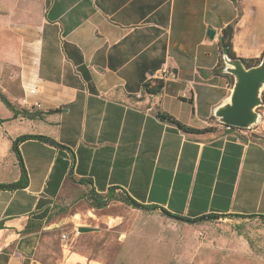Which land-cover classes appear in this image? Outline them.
Listing matches in <instances>:
<instances>
[{
    "label": "crops",
    "instance_id": "obj_1",
    "mask_svg": "<svg viewBox=\"0 0 264 264\" xmlns=\"http://www.w3.org/2000/svg\"><path fill=\"white\" fill-rule=\"evenodd\" d=\"M229 24L236 57L261 58L264 0H0V183L21 174L13 141L34 135L19 142L28 183L0 188V264H90L58 237L116 222L91 188L193 219L264 216V107L245 135L214 126ZM164 68L160 93L137 101Z\"/></svg>",
    "mask_w": 264,
    "mask_h": 264
},
{
    "label": "rangeland",
    "instance_id": "obj_2",
    "mask_svg": "<svg viewBox=\"0 0 264 264\" xmlns=\"http://www.w3.org/2000/svg\"><path fill=\"white\" fill-rule=\"evenodd\" d=\"M114 195L118 199L108 201L100 216L112 215L115 223L94 221L98 230H76L81 235L71 241L59 233L60 248L83 251L90 264H264L261 217L226 215L187 222L160 209L133 208Z\"/></svg>",
    "mask_w": 264,
    "mask_h": 264
},
{
    "label": "water",
    "instance_id": "obj_3",
    "mask_svg": "<svg viewBox=\"0 0 264 264\" xmlns=\"http://www.w3.org/2000/svg\"><path fill=\"white\" fill-rule=\"evenodd\" d=\"M213 34L210 30L209 35ZM221 61L223 72L232 75L233 83L229 101L216 107L213 114L221 124L251 130L260 122V108L264 107V54L259 64L251 68L242 58H232L226 52H221ZM77 230L87 233L98 228L79 226Z\"/></svg>",
    "mask_w": 264,
    "mask_h": 264
},
{
    "label": "trees",
    "instance_id": "obj_4",
    "mask_svg": "<svg viewBox=\"0 0 264 264\" xmlns=\"http://www.w3.org/2000/svg\"><path fill=\"white\" fill-rule=\"evenodd\" d=\"M232 35H233V24H229L222 31V37H221V40L219 41V46H220L221 52H226L230 57L236 58V55H235L234 51L232 50V46H231ZM260 59H262V57L259 59H243V61L247 67L251 68L253 66L258 65L260 62ZM221 64H222V61L220 58V65ZM163 85H164L163 80H149L147 82H144L142 85V88H141L142 96H140V97L134 96V97L137 101H139L143 98V96L157 95L160 93V90L163 88ZM263 94H264V92H263ZM156 116L162 120H166L169 123L176 125L180 129L184 130V132H186V133L205 134V133L212 132V131L216 130V128H211V127L205 128V129H200V128H193V127L184 126V124H182L180 121H178L174 117L168 115V113L162 112L160 110H157ZM33 136L34 135H23V136L17 137L13 141V151L15 152L17 159L20 163L21 174H20L19 179L15 182H11L8 184L0 183L1 189H4V190H12V189H16V188L21 189V188H24L26 186V184L28 183L27 174H26V171L23 167L24 163H23L21 154L19 152V142L25 140L26 138L33 137ZM36 137H37V139H40V140H43L46 142H50L55 146L59 145L57 142L54 141V139H51L49 137L37 136V135H36ZM115 190H116V187H110L105 195H101L100 193L96 192L93 188H91V190L89 192V196H88V198L90 200L89 204L95 208L105 207V205L107 204L108 201H111L113 199H118L114 195ZM122 193L123 194L120 195L121 196L120 199H121V202L124 204L132 206L133 208H136V209L137 208H143V209H147L149 211H154V210L160 209L170 217H174V218L179 217L181 219V221H187V222H197L198 221V222H200V221L204 220L205 218L218 219L219 217H222V215H214V214H208V215H205L203 217H199V218L197 217L194 219L182 217V216H179L176 214L169 213V212L165 211L163 208L155 206V205L138 203L126 192H122ZM236 216H243V215H236ZM248 217H255V216L253 215V216H248ZM259 217L263 218V220H264V216L262 214Z\"/></svg>",
    "mask_w": 264,
    "mask_h": 264
},
{
    "label": "built area",
    "instance_id": "obj_5",
    "mask_svg": "<svg viewBox=\"0 0 264 264\" xmlns=\"http://www.w3.org/2000/svg\"><path fill=\"white\" fill-rule=\"evenodd\" d=\"M168 76H171V73L169 72L168 69L164 68V69H162V70H160L158 72H155L154 74L152 73L148 77V79L146 81H144V82H147L149 80H163L164 81L166 79V77H168ZM31 92H34V89H32ZM138 96H141V95L139 94ZM26 101H27L26 99H23L22 103L26 104L27 103ZM214 126H216V128L224 129V130H227V131H233V132L239 133L241 135H245V134L248 133V131L250 132L252 130V129L249 130V129L235 128V127H233L231 125H225V124H221L219 122H216ZM61 239L62 240H66L67 239V235L65 233H62L61 234Z\"/></svg>",
    "mask_w": 264,
    "mask_h": 264
}]
</instances>
